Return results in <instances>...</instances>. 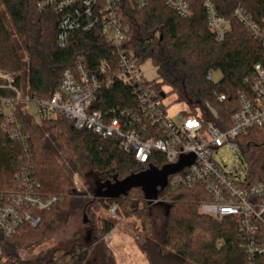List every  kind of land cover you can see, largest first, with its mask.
Returning <instances> with one entry per match:
<instances>
[{"label":"trees","instance_id":"obj_1","mask_svg":"<svg viewBox=\"0 0 264 264\" xmlns=\"http://www.w3.org/2000/svg\"><path fill=\"white\" fill-rule=\"evenodd\" d=\"M204 1L188 0L191 16L185 19L167 8L163 0H153L141 10L131 0H122L120 15L128 30L126 48L142 63L151 60L162 85L169 87L194 112L199 109L207 122L213 121L224 129L239 110V93L248 88L245 79L253 76L256 64H264V46L233 13L244 8L255 21L264 23V0H212L218 13L231 21V31L222 42H217L209 29ZM39 2L0 0L3 7L0 8V71L20 73L19 84L22 86L25 79L29 94L44 99L58 90L64 71L74 68L81 56L89 71H95L103 62L115 66L114 49L105 42L99 29L76 31L71 34L69 45L59 48V16L51 10H39ZM213 71L222 73L217 84L208 80V73ZM154 88L161 90L159 85ZM131 91V87L121 84L103 90L95 108L128 107ZM218 95H224L225 100L219 102ZM207 104L216 111V120ZM16 118L28 135V147L4 134L1 126L5 118L0 114V195L16 189V175L26 169L39 183L40 193L55 195L60 201L50 212L41 214L42 223L38 227L22 226L10 238L0 231V250L10 264H116L112 252L103 243L115 223L102 218L97 219L99 227L94 225L93 242L75 243L69 251L41 253L32 260L21 257V251L42 242L60 224L69 222L74 210L86 206L83 199L74 202L79 194L74 192L71 182L73 172L87 183L93 181L94 197L102 207L109 209L117 205L118 215L141 222L145 241L136 242L148 264H247L238 220L226 218L218 222L199 213V205L211 200L205 190L166 186L157 198L163 199V203L156 205L141 188L114 198L97 197L95 191L99 185L105 186L102 190L105 192L108 185L152 167L137 163L132 155L119 149L116 140L76 130L65 118L34 124L22 106L17 108ZM236 143L245 167L246 186L263 182L264 129L250 128ZM157 164L155 168H161L165 161L159 158ZM92 216L96 217L93 213ZM160 217L162 221L158 224ZM261 235L264 242V227ZM254 264H264V256L256 258Z\"/></svg>","mask_w":264,"mask_h":264},{"label":"built area","instance_id":"obj_2","mask_svg":"<svg viewBox=\"0 0 264 264\" xmlns=\"http://www.w3.org/2000/svg\"><path fill=\"white\" fill-rule=\"evenodd\" d=\"M153 0H131L141 10ZM122 0H40L41 11L51 10L59 16L57 44L66 48L71 34L99 29L105 42L114 49L115 66L103 62L95 71H89L83 57L74 68L64 71L57 91L44 99L23 95L19 84L20 74L0 71V114L5 121L4 134L16 143L28 147V135L16 118L22 106L32 123L65 118L76 130L91 132L102 139H114L123 152L132 155L137 163L157 168L159 158L166 165L176 164L182 157L193 156L191 166L168 178L169 189L201 188L211 198L204 202L201 213L218 221L236 218L240 227L241 247L248 262L264 256L261 228L264 227V181L246 186L244 177L236 169L226 171L213 159L215 151L227 146L238 154L236 139L250 128L264 129V64H256L253 76L245 79L247 89L239 93V110L231 117L229 125L219 128L207 122L199 109L178 111L173 116L167 112L165 94L146 79L142 62L133 51L126 48L128 30L121 19ZM165 6L181 18L191 16L188 0H163ZM203 7L207 24L217 42H222L231 31V21L221 16L212 0H205ZM233 17L264 46V23L255 21L244 8H237ZM213 72L208 80L213 82ZM116 84L131 87L128 107L113 106L97 110L96 103L103 90ZM116 92L115 94H117ZM122 94V93H120ZM119 94V95H120ZM219 102L225 100L218 95ZM35 113L32 115L31 107ZM216 120V111L207 104ZM78 175L75 184L80 183ZM16 189L0 195V231L6 238L22 226L38 227L42 213L50 212L60 201L55 195L40 193V185L32 174L23 169L16 175ZM157 199L152 204L163 203ZM112 219L118 217L117 205L108 209ZM120 226V224L118 225ZM117 226V227H118ZM111 232L103 238L108 245ZM0 264H10L0 250Z\"/></svg>","mask_w":264,"mask_h":264},{"label":"rangeland","instance_id":"obj_3","mask_svg":"<svg viewBox=\"0 0 264 264\" xmlns=\"http://www.w3.org/2000/svg\"><path fill=\"white\" fill-rule=\"evenodd\" d=\"M3 9L2 6H0ZM25 57V55H24ZM27 61V59H26ZM142 69L146 79L154 86L159 85L161 92L165 94L163 100L167 106V112L169 115H174L178 111H186L190 108L188 104L179 100L178 96L174 93H171L169 87L161 84V81L157 74V68L152 63L151 60L144 61L142 63ZM20 74V73H17ZM212 79L215 84L219 83L222 79V73L220 71H213ZM22 81V92L26 97L29 92L27 89L26 81ZM32 115L35 113L34 106L31 107ZM240 151L238 154H234L229 147L224 146L223 148L215 151L213 154V159L220 164L221 166H226V171H232L236 169L242 177H244V164L240 160ZM78 175L80 178V183L77 186L75 184V177ZM71 182L74 188V192L79 194L75 201H79V199H83L86 201V206L84 208H80L78 210L73 211V216L70 221L67 223L60 224L55 232L45 238L39 244L28 248L24 251H21V257L23 260H32L36 258L39 254H50L57 249H61L64 251H69L73 244L75 243H88L93 242L95 238L94 233V225L99 227L100 223L97 220L98 218L107 219L113 221L115 223V227L119 224L120 227L128 228L133 231L135 238H138L141 243L145 241V234L141 232V222L135 218H128L123 215H118L117 219H112L108 215V208H104L99 204V199L94 197V184L93 181H89L88 183L78 174V173H70ZM84 194V195H83ZM202 202L199 205V213H201ZM89 206L91 208H89ZM91 209V212H89ZM92 213L96 216L93 217ZM214 219V218H213ZM216 220V219H214ZM162 218H158V224H160ZM218 221V220H216ZM221 222V221H218ZM107 246V245H106ZM110 250V249H109ZM98 254V253H97ZM112 254V253H111ZM113 255V254H112ZM116 256V255H115ZM114 258V256H112ZM116 264H121L120 259L116 256L115 258ZM113 259V260H114ZM144 264V263H143Z\"/></svg>","mask_w":264,"mask_h":264},{"label":"water","instance_id":"obj_4","mask_svg":"<svg viewBox=\"0 0 264 264\" xmlns=\"http://www.w3.org/2000/svg\"><path fill=\"white\" fill-rule=\"evenodd\" d=\"M193 156L182 157L176 164L166 165L162 169L151 168L150 170L128 179L108 185L105 192H102L104 185H99L95 191L97 197H118L126 195L133 188H141L146 194V198L155 201L160 190L166 188L168 178L177 174L185 167L191 166L194 162Z\"/></svg>","mask_w":264,"mask_h":264},{"label":"crops","instance_id":"obj_5","mask_svg":"<svg viewBox=\"0 0 264 264\" xmlns=\"http://www.w3.org/2000/svg\"><path fill=\"white\" fill-rule=\"evenodd\" d=\"M120 226L111 231L112 239L107 245L114 258L117 256L121 264H148L144 254L140 251L136 242L138 238L134 237L133 231Z\"/></svg>","mask_w":264,"mask_h":264}]
</instances>
